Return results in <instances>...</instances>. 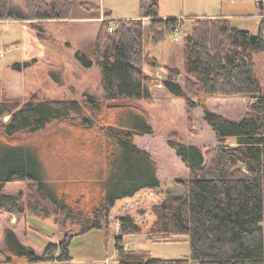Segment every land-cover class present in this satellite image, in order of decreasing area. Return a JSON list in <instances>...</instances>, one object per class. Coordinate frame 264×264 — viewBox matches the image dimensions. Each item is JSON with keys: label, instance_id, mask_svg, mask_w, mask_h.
I'll use <instances>...</instances> for the list:
<instances>
[{"label": "trees", "instance_id": "trees-1", "mask_svg": "<svg viewBox=\"0 0 264 264\" xmlns=\"http://www.w3.org/2000/svg\"><path fill=\"white\" fill-rule=\"evenodd\" d=\"M28 2L39 25L69 18L77 6L102 11L101 0ZM140 10L141 17L118 19L110 31L113 13L105 9L94 53H76L82 65H99L101 96L42 99L34 94L23 105L0 99V215L52 218L62 234L56 241L55 231L39 254L8 227L0 250L6 263L70 264L74 237L101 229L115 238V264H264V80L254 60L264 51V19L252 33L223 15L190 16L184 68L165 66L164 86L190 109L203 107L217 142L203 149L169 138L189 175L162 179L152 155L134 140L154 131L149 113L137 103L155 99L143 69L148 60L144 18L151 19L155 41L174 32L182 19L161 17L159 0H140ZM9 17V0H0V19ZM215 96L246 97L248 110L239 120L215 113L205 104ZM52 124L57 126L55 148L21 137ZM61 148L81 164L52 175L45 152ZM13 182H24L27 191L6 192ZM134 235L160 242L187 236L191 253L165 259L148 249L129 250L125 239Z\"/></svg>", "mask_w": 264, "mask_h": 264}, {"label": "rangeland", "instance_id": "rangeland-1", "mask_svg": "<svg viewBox=\"0 0 264 264\" xmlns=\"http://www.w3.org/2000/svg\"><path fill=\"white\" fill-rule=\"evenodd\" d=\"M78 1V0H76ZM106 9L113 13L109 30H115L114 20L141 17L140 0H101ZM161 13L169 17L182 19L179 27L155 41L151 36V19L145 17L144 52L147 55L143 69L149 76V85L155 96L154 101H138L150 115L154 131L152 134L136 135L137 145L148 150L157 163L160 178H186L189 169L175 150L168 144L169 138H178L187 144L199 145L203 149L216 144V136L204 119V109L197 106L190 109L184 98L175 97L164 86L168 77L165 66L183 70L184 68V34L191 28L190 16L203 13L225 11H244L261 9L254 0H159ZM9 18L0 19V99H16L20 105L28 102L34 94L40 98L82 100L85 95L101 96V70L94 63L92 67L82 65L76 59L77 52L94 53L98 35L104 20L107 19L102 9L101 14L87 11L77 6L66 19H49L41 22L31 18L28 0H10ZM102 7V6H101ZM242 9V10H235ZM223 10V11H224ZM248 24L252 22L251 18ZM113 26V29L111 27ZM253 31L255 28H253ZM92 55V54H91ZM256 72L264 80V52L254 55ZM181 84L184 85L182 77ZM249 99L246 97H209L206 106L211 111L227 118L239 120L248 110ZM9 115L3 117L4 121ZM57 126L52 124L46 130L22 135L40 144L54 146L57 138ZM62 147V146H61ZM55 148V146H54ZM70 151L65 149V152ZM71 152V151H70ZM69 152V153H70ZM63 154V150L45 152L52 175L70 169L73 164L80 166L78 157ZM69 156V158H65ZM6 192L27 191L24 182L6 185ZM3 231L8 227L15 229L19 238L34 247L40 254L45 245L54 236L59 241L62 234L56 229L53 219L47 221L25 215L5 213L0 215ZM40 229H33L34 227ZM0 234V250L4 247V235ZM125 248L129 250H149L158 258H181L191 253L187 236L175 241L160 242L145 235L128 236ZM73 261L70 264H115L118 253L114 236L104 230L95 229L74 237L70 247ZM0 264H8L0 251ZM38 264H58L56 261Z\"/></svg>", "mask_w": 264, "mask_h": 264}, {"label": "crops", "instance_id": "crops-1", "mask_svg": "<svg viewBox=\"0 0 264 264\" xmlns=\"http://www.w3.org/2000/svg\"><path fill=\"white\" fill-rule=\"evenodd\" d=\"M100 4L102 6V9H106V7L103 5L102 1L100 2ZM258 5L260 6L261 9H259L258 11L255 9V10L249 11V13H245L244 11H235L234 12V8H231L232 9L231 11H225L224 7H223L222 10L219 13H211V14L203 13V14H200V15H207V16H221V15H223V16H226V17L230 18L232 24L235 27L240 28V29L249 30L252 33H257L259 31V29H260L261 22L264 19V2L261 3V4H258ZM12 7L13 6L11 5L10 0H9V12H10V14H11V11H12V9H11ZM235 10H242V9H236L235 8ZM160 15L163 18L164 17L165 18L169 17V16H165V15H163L161 13V7H160ZM250 18L252 19L251 20L252 22L250 23L251 25H249L248 24V20H246V19H250ZM114 20L116 21V20H118V18L114 17ZM190 21H191V19H190ZM253 28H255V30H257V31L256 32L253 31ZM262 52H264V51H262ZM186 169H187V167H186ZM158 176L161 177L160 173H159V170H158ZM3 235H4V231H3L2 236Z\"/></svg>", "mask_w": 264, "mask_h": 264}, {"label": "built area", "instance_id": "built-area-1", "mask_svg": "<svg viewBox=\"0 0 264 264\" xmlns=\"http://www.w3.org/2000/svg\"><path fill=\"white\" fill-rule=\"evenodd\" d=\"M256 2H257L258 4H261V3L264 2V0H256ZM111 29H113V26L111 27Z\"/></svg>", "mask_w": 264, "mask_h": 264}]
</instances>
